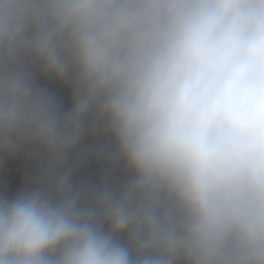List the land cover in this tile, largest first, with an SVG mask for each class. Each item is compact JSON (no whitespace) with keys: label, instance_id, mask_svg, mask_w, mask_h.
I'll return each mask as SVG.
<instances>
[{"label":"clouds","instance_id":"1","mask_svg":"<svg viewBox=\"0 0 264 264\" xmlns=\"http://www.w3.org/2000/svg\"><path fill=\"white\" fill-rule=\"evenodd\" d=\"M0 264H264V0H0Z\"/></svg>","mask_w":264,"mask_h":264},{"label":"trees","instance_id":"2","mask_svg":"<svg viewBox=\"0 0 264 264\" xmlns=\"http://www.w3.org/2000/svg\"><path fill=\"white\" fill-rule=\"evenodd\" d=\"M45 83H46V81H45ZM64 99H65L66 106H69L70 105V100H69V98H68V96L66 94L64 95Z\"/></svg>","mask_w":264,"mask_h":264},{"label":"rangeland","instance_id":"3","mask_svg":"<svg viewBox=\"0 0 264 264\" xmlns=\"http://www.w3.org/2000/svg\"><path fill=\"white\" fill-rule=\"evenodd\" d=\"M62 95H65L64 93H62Z\"/></svg>","mask_w":264,"mask_h":264}]
</instances>
